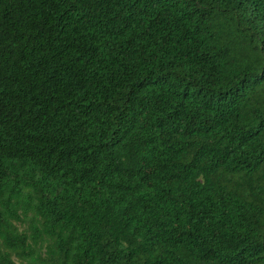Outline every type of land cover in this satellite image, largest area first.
Masks as SVG:
<instances>
[{
	"label": "trees",
	"instance_id": "1",
	"mask_svg": "<svg viewBox=\"0 0 264 264\" xmlns=\"http://www.w3.org/2000/svg\"><path fill=\"white\" fill-rule=\"evenodd\" d=\"M0 264H264V0H0Z\"/></svg>",
	"mask_w": 264,
	"mask_h": 264
}]
</instances>
